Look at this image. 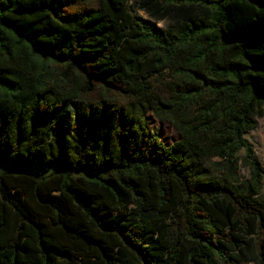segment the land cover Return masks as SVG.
<instances>
[{"label": "trees", "instance_id": "obj_1", "mask_svg": "<svg viewBox=\"0 0 264 264\" xmlns=\"http://www.w3.org/2000/svg\"><path fill=\"white\" fill-rule=\"evenodd\" d=\"M259 117L264 0H0V264H264Z\"/></svg>", "mask_w": 264, "mask_h": 264}, {"label": "rangeland", "instance_id": "obj_2", "mask_svg": "<svg viewBox=\"0 0 264 264\" xmlns=\"http://www.w3.org/2000/svg\"><path fill=\"white\" fill-rule=\"evenodd\" d=\"M136 0H130V4L135 5ZM136 12L139 13L141 17L146 20L154 21L149 15L143 11L136 9ZM158 27L171 34L175 28V21L172 19H166L158 23ZM258 127L255 131L251 132L247 136L248 142L253 148V158L260 165L261 170L264 172V117H259L257 119ZM149 132L151 137H157L165 145L170 146L172 143L179 141L182 136L179 130L167 120H159L154 116L150 115L149 120ZM239 163H238V183H244L250 177V169L248 163L245 161V154L241 152L239 154ZM17 166L23 167L26 164V160L20 156H16ZM213 162H217L214 160ZM213 162L205 164V167L211 171V173L220 178H224L226 170L222 166H217ZM264 185V180H263ZM134 210V209H133ZM136 217L139 213L137 210L132 211Z\"/></svg>", "mask_w": 264, "mask_h": 264}]
</instances>
